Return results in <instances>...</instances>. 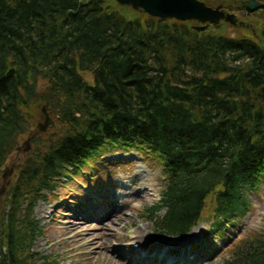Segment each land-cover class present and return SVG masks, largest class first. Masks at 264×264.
Here are the masks:
<instances>
[{
	"label": "trees",
	"instance_id": "trees-1",
	"mask_svg": "<svg viewBox=\"0 0 264 264\" xmlns=\"http://www.w3.org/2000/svg\"><path fill=\"white\" fill-rule=\"evenodd\" d=\"M198 1L241 27L160 20L114 0H0V186L41 103L59 127L39 133L50 140L0 199V264L32 263L37 203L104 150L159 160L163 188L146 210L163 215L159 235L190 232L203 213L213 228L248 215L264 181V0L256 13L247 0ZM224 264H264V230Z\"/></svg>",
	"mask_w": 264,
	"mask_h": 264
},
{
	"label": "rangeland",
	"instance_id": "rangeland-1",
	"mask_svg": "<svg viewBox=\"0 0 264 264\" xmlns=\"http://www.w3.org/2000/svg\"><path fill=\"white\" fill-rule=\"evenodd\" d=\"M257 2L261 3L260 0H257ZM230 14H234L236 25L241 27V20L238 16L235 13ZM257 19L260 21L258 17ZM227 30L231 34L235 31L231 25H229ZM84 76L90 80L89 74H85ZM42 108L45 109L48 117L53 121V124L44 133L39 132L37 129L39 124L42 125L44 123V117L41 112ZM39 112L40 114L36 113L33 116V120L30 121L27 133L20 137V151L14 152L4 166L3 171H11L10 176L6 177L5 180L14 179L16 165L22 163L26 158V148H30V151L33 153L34 149H36L35 146H39L40 143H46L50 140L39 133L46 134L47 136L59 133V127L55 121L57 117H53L48 112L46 103L39 105ZM54 127L56 129L52 130L51 128ZM32 133L35 135L29 137L28 135ZM36 137L40 139H35ZM27 138H33L39 143L36 142L32 146L33 142L31 140L25 146ZM121 156H125V158ZM94 160L95 162L93 160L89 161V164L84 168V172L70 173L67 180H58L59 185L56 190L47 194L45 199L36 205L34 215L40 222L43 232L34 242L32 252L35 258L31 264H86L84 260L87 257L85 254L87 252L86 247L81 248V254H68L66 249L59 243V229L63 222L62 219L65 215L69 214L70 209L72 214L81 215L87 221V224H92L94 219L100 222L105 221V223H109L111 219L117 220L116 217L100 220L101 213L99 214L94 211V205H99L97 207L101 209L102 213L110 210L111 206L118 207L121 213H123L122 217L124 220H119L116 222L117 224L111 225L113 229L109 232L115 234H105L100 241L109 243L112 249V252H110L112 256L119 257L125 260L126 263L130 262L129 264H137V260L141 258L130 250L131 246H129V242L141 244L152 235L159 240L172 239V237L167 235L159 236L147 217L146 210L159 200L163 188L162 167L158 159L148 154L138 155L135 151L118 154L104 150L103 154L97 156ZM77 185H80L85 191L94 193L97 195L95 197L99 199L92 200L89 198L82 201L75 198L71 199L70 196H63L64 191ZM0 192H3V187H1ZM99 195L103 196L102 201ZM1 196L3 194L0 195V198ZM248 200L250 203L248 215L230 224L222 234L209 233L212 223L206 222L207 213H203L202 217L205 219L202 222L205 223L197 227L199 231L195 235L189 234L190 241L188 244L190 245H186L190 247H186L190 248L193 254L198 251L205 252L207 261H214L212 264H224L232 248L243 236L264 230V181L258 190L248 193ZM141 228L144 229V232L140 234L138 230ZM89 239L88 236L82 235L81 243L85 244ZM126 243H128L126 247L121 246ZM64 245L67 246V244ZM144 251L146 253V250ZM193 254L188 255L192 258ZM45 256L48 257L47 261L42 259ZM95 264L102 263L95 262Z\"/></svg>",
	"mask_w": 264,
	"mask_h": 264
},
{
	"label": "bare ground",
	"instance_id": "bare-ground-1",
	"mask_svg": "<svg viewBox=\"0 0 264 264\" xmlns=\"http://www.w3.org/2000/svg\"><path fill=\"white\" fill-rule=\"evenodd\" d=\"M95 160L92 158L90 161ZM136 168V167H134ZM144 185V183H143ZM63 196H67L72 199H80L85 200L91 198L92 200H98L94 193L90 191H85L80 185H77L76 187H70V189L64 191ZM102 201L101 195H99ZM68 199V198H64ZM100 201V200H99ZM72 202V201H70ZM99 205H94V211L96 213H101L100 220H106L109 218L116 217L117 220L111 219L109 223L100 222L94 219L92 224H87L86 220H84L81 215L72 214L71 209L69 210V214L65 215L63 217V222L61 223V228L59 229V243L63 246L64 249H66L68 254H75L79 253L81 254V248L86 247L87 252L85 263L86 264H95V262H100L102 264H129L130 262H125V260L114 257L110 254L112 252V249L110 248L109 243L100 241L103 235H114L111 231L113 228L111 225L117 224V221H122L124 218L122 217L121 210L118 209L116 206H111L110 210L105 211L104 213L101 212V209L97 207ZM162 214H156L152 219H149L152 224L155 223V221L160 220L162 218ZM212 223L214 226V223L217 222V220L211 219L210 221H206ZM205 223V222H201ZM200 225V223L198 224ZM197 225V226H198ZM228 226L230 224H224L223 227L220 228H213L210 230V232H214L216 234H222L225 230H227ZM196 227V226H195ZM194 229V230H193ZM192 230V231H191ZM190 234L195 235L199 230L194 227L191 228ZM144 229L138 230V233H143ZM189 231H185L182 233L172 234V239L169 240H163V239H157L152 235L149 239L142 242V248H141V255H139L141 258L137 260V264H212L213 262H208L205 257V252L198 251L193 254V251L190 248V245L188 242L190 241L189 235H187ZM82 235L88 236L90 239L85 242V244L81 243ZM94 237V238H92ZM135 238V237H133ZM133 242H129L131 244ZM64 244H67L64 245ZM187 244V245H186ZM128 243L121 245L123 247H126ZM187 246V247H186ZM146 250V253L145 251ZM193 254V257L190 258V255ZM43 260L47 261L48 257H43Z\"/></svg>",
	"mask_w": 264,
	"mask_h": 264
},
{
	"label": "water",
	"instance_id": "water-1",
	"mask_svg": "<svg viewBox=\"0 0 264 264\" xmlns=\"http://www.w3.org/2000/svg\"><path fill=\"white\" fill-rule=\"evenodd\" d=\"M115 3L122 7H130L132 10L141 11L144 14L157 18L160 20H175L178 22H190L194 21L201 25L212 24L218 25L224 21L231 25H235V17L231 14H226L220 7L211 8L198 0H114ZM259 3L255 0H248L247 10L254 12L258 9ZM44 115V123L38 125L41 132H45L46 129L52 125L51 119L48 117L45 109L42 108ZM29 139L24 144L27 146ZM28 148L26 151L28 152ZM20 151V148L17 149ZM11 171H4L2 180L4 182L3 188L9 184V180H5L9 177Z\"/></svg>",
	"mask_w": 264,
	"mask_h": 264
}]
</instances>
